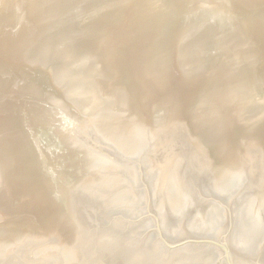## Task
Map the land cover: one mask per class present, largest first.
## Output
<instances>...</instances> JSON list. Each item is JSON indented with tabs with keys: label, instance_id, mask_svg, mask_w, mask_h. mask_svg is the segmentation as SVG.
<instances>
[{
	"label": "water",
	"instance_id": "95a60500",
	"mask_svg": "<svg viewBox=\"0 0 264 264\" xmlns=\"http://www.w3.org/2000/svg\"><path fill=\"white\" fill-rule=\"evenodd\" d=\"M0 264H264V0H0Z\"/></svg>",
	"mask_w": 264,
	"mask_h": 264
}]
</instances>
